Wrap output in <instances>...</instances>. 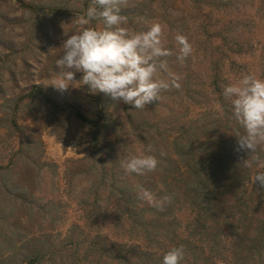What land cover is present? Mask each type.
Instances as JSON below:
<instances>
[{
	"label": "rangeland",
	"instance_id": "obj_1",
	"mask_svg": "<svg viewBox=\"0 0 264 264\" xmlns=\"http://www.w3.org/2000/svg\"><path fill=\"white\" fill-rule=\"evenodd\" d=\"M91 3L0 0V264H29L33 257L38 264H121L123 256L141 263L145 251L163 257L178 244L163 228L155 240L144 239L147 225L133 222L118 202L125 191L133 195L128 209L141 208L136 216L154 219V206L140 194L149 189L158 199L157 190L139 183L122 163L147 152L165 166L175 158L173 141L183 123L213 125L221 118L224 86L248 73L264 78V0H120L124 27L164 26L165 46L173 50L165 59L180 86L145 109L79 83L56 90L48 86L49 75L68 32L87 27L78 21ZM178 34L192 46L182 63L176 60ZM70 106L100 129L97 150L95 129ZM177 217L185 225L191 210Z\"/></svg>",
	"mask_w": 264,
	"mask_h": 264
},
{
	"label": "trees",
	"instance_id": "obj_2",
	"mask_svg": "<svg viewBox=\"0 0 264 264\" xmlns=\"http://www.w3.org/2000/svg\"><path fill=\"white\" fill-rule=\"evenodd\" d=\"M39 88L42 87L33 86ZM221 101L223 112L217 123L204 122L194 127L190 122H182L181 133L173 141L175 158L171 157L165 166L159 162L148 177L132 173L139 183L147 181L148 187L157 190L158 199L170 197L162 210L154 207L155 214H151L154 219L146 220L142 214L136 216L141 208L128 209L133 195L129 197L120 189L118 202L133 222L147 225L144 239L153 241L164 229L167 238H172L177 247L182 246L183 264H216L221 259H229L231 264H264V188L258 181L254 182L255 175L264 172V165L258 166L253 159L259 155L264 160V144L252 156L249 150L240 149L236 136L243 135L244 129L232 117L230 104ZM70 108L95 129L92 148L97 150L100 129L75 107ZM233 125H236L234 129ZM186 208L191 210V220L183 225L177 211ZM132 225V230H136ZM97 245H90L89 253L96 251ZM141 258H144L141 263L138 259L132 262V257L118 259L121 264H146L148 260H152L150 264H161L162 260L146 251ZM39 262V257H33L29 264Z\"/></svg>",
	"mask_w": 264,
	"mask_h": 264
},
{
	"label": "clouds",
	"instance_id": "obj_3",
	"mask_svg": "<svg viewBox=\"0 0 264 264\" xmlns=\"http://www.w3.org/2000/svg\"><path fill=\"white\" fill-rule=\"evenodd\" d=\"M119 4L120 0H93L78 21L87 27L68 32L72 34L62 45L48 86L64 92L70 86L79 88L74 86L79 83L93 94L104 93L133 109H145L159 101L163 91L180 86L165 59L173 50L165 46L164 26L153 23L146 31H132L123 26L127 18ZM92 21L102 26H88ZM175 41L176 60L182 63L191 55L192 46L184 35L178 34ZM77 73L81 74L79 80L75 79ZM223 96L230 102L232 117L244 129L243 135L236 136L239 148L249 150L252 156L264 144V78L244 74L224 86ZM253 159L258 166L264 165L259 155ZM158 163L156 156L145 152L128 157L121 166L128 173L142 175L154 171ZM256 181L264 188V172L255 175ZM140 195L159 210L170 201L168 196L157 199L146 189ZM184 260L185 251L180 246L167 251L161 264H183Z\"/></svg>",
	"mask_w": 264,
	"mask_h": 264
}]
</instances>
